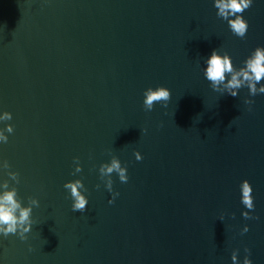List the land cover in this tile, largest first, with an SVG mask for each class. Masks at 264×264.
I'll return each instance as SVG.
<instances>
[{"label": "water", "instance_id": "obj_1", "mask_svg": "<svg viewBox=\"0 0 264 264\" xmlns=\"http://www.w3.org/2000/svg\"><path fill=\"white\" fill-rule=\"evenodd\" d=\"M214 3L0 0V195L39 202L26 240L0 234V264H232L234 250L264 264V93L222 94L203 74L213 50L238 71L264 47V0L241 14L244 38ZM158 86L167 106L145 111ZM114 158L126 183L101 175Z\"/></svg>", "mask_w": 264, "mask_h": 264}, {"label": "clouds", "instance_id": "obj_2", "mask_svg": "<svg viewBox=\"0 0 264 264\" xmlns=\"http://www.w3.org/2000/svg\"><path fill=\"white\" fill-rule=\"evenodd\" d=\"M252 4V0H215L214 7L217 9V15L223 20L227 21L228 27L231 32L244 38L247 32L248 24L242 17V13L248 9ZM234 17V18H233ZM206 67L203 69L204 77L210 82L211 88L222 94H228L232 97H237L238 90L242 87H247L249 95L255 96L258 93H264V85H257L264 79V47H256L251 54L243 61V66L238 71L234 70L231 59L227 56L218 55L216 50H213L209 57L205 61ZM230 76V78H229ZM223 85V91L220 86ZM170 99V91L158 86L156 88H147L143 93V108L145 111H151L155 103H161L163 106H167V102ZM244 104L251 105L253 101L245 98ZM249 110H251L249 108ZM6 118L11 119V116L6 113ZM11 131V128H8ZM143 131L146 132V129ZM0 138L5 139L0 134ZM133 155L137 161L142 157L138 151H134ZM79 158L74 157L73 160L77 161ZM77 171H80L77 168ZM101 175L109 176L113 173L118 175L120 182L126 183L128 176L126 175V167L121 165L119 159L114 158L110 164L103 165L100 169ZM113 180L109 179L105 185L106 189L112 194L113 199L109 200V203H113L118 192H114L112 189ZM99 188V185H96ZM64 188L70 192L72 199V211L84 212L88 200L85 195L81 194V189L87 191L80 180L74 182H67L64 184ZM241 203L245 208L254 209V203L252 198V188L247 180H242L240 183ZM16 193L14 191H7L0 195V234L4 237L9 234L16 235L21 241L27 239L26 233L30 232L33 220L32 209L33 207H39V202L35 198H30L28 207H22L21 203L15 199ZM245 219H255L250 216L248 211L242 213ZM248 227L245 226L241 234L246 233ZM31 250V249H29ZM237 251L234 250L231 253L232 264H238ZM245 252L249 250L246 248ZM243 264H251L250 259L246 255L243 259Z\"/></svg>", "mask_w": 264, "mask_h": 264}]
</instances>
